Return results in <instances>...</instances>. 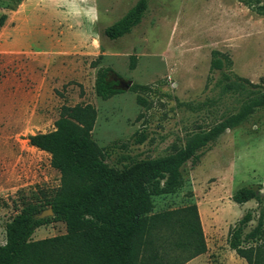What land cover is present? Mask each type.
<instances>
[{
    "label": "rangeland",
    "instance_id": "1",
    "mask_svg": "<svg viewBox=\"0 0 264 264\" xmlns=\"http://www.w3.org/2000/svg\"><path fill=\"white\" fill-rule=\"evenodd\" d=\"M137 1L0 0V15L8 16L0 30V244L6 224L24 209L51 208L61 174L28 137L53 130L63 105L97 108L93 138L107 162L121 168L167 155L193 132L236 113L248 93L223 92L224 73L264 86V14L258 9L264 0H149L141 23L110 39L105 28ZM214 50L232 63L212 70ZM100 67L112 69L116 86L121 78L148 89L130 87L103 99L96 92ZM141 133L147 138L138 143ZM182 171L185 186L157 197L155 210L195 201L212 243L209 262L248 264L230 248L229 230L251 211L249 232L259 206L256 200L238 204L232 195L243 186L264 194V107L227 129ZM51 217L33 239L66 232L65 223Z\"/></svg>",
    "mask_w": 264,
    "mask_h": 264
},
{
    "label": "trees",
    "instance_id": "2",
    "mask_svg": "<svg viewBox=\"0 0 264 264\" xmlns=\"http://www.w3.org/2000/svg\"><path fill=\"white\" fill-rule=\"evenodd\" d=\"M21 0H17L19 4ZM149 0H138L125 15L105 28L110 39L130 33L141 23ZM264 14V4H258ZM7 14L0 15V30ZM212 52L211 69L222 70L232 63L229 56ZM135 67V57L131 65ZM109 67H100L96 92L103 99L123 92L109 79ZM223 92L247 91L236 113L210 128L193 132L183 146L167 155L132 161L118 168L93 138L97 108L90 103L63 105L53 130L30 135V144L51 155V164L61 174V183L51 202L54 219L66 225V232L33 239L35 229L50 218H38L42 211L26 208L5 226V243L0 244V264H185L208 249L198 204L155 210L156 198L185 186L182 167L200 160L204 149L227 129L243 123L257 108L264 107V86L242 76L224 73ZM249 87L260 88L250 90ZM144 92L148 85L133 84ZM139 103L145 99L139 94ZM141 133L138 143L146 140ZM191 196V194H190ZM238 204L256 200L257 224L248 211L229 230V245L248 264H264V194L243 186L233 195Z\"/></svg>",
    "mask_w": 264,
    "mask_h": 264
},
{
    "label": "crops",
    "instance_id": "3",
    "mask_svg": "<svg viewBox=\"0 0 264 264\" xmlns=\"http://www.w3.org/2000/svg\"><path fill=\"white\" fill-rule=\"evenodd\" d=\"M69 7H71L69 5ZM29 15L30 16H34L33 13L29 12ZM44 19H49V15H44ZM200 212V210H199ZM200 216H201V213H200ZM201 220H202V225H203V229H204V232H205V235H206V230H205V227H204V222H203V218L201 216ZM206 240H207V246H208V249L205 253L193 258L192 260L186 262L185 264H211L208 260V254H209V250H210V246L212 245V243L210 242V239L207 237L206 235ZM212 241L216 242V239L213 238Z\"/></svg>",
    "mask_w": 264,
    "mask_h": 264
},
{
    "label": "water",
    "instance_id": "4",
    "mask_svg": "<svg viewBox=\"0 0 264 264\" xmlns=\"http://www.w3.org/2000/svg\"><path fill=\"white\" fill-rule=\"evenodd\" d=\"M131 86H132V82L126 81V80H123L120 78L119 83L116 87L119 89L128 90ZM50 215H53V209L52 208L43 210L41 213H39L37 215V217L38 218H45V217L50 216Z\"/></svg>",
    "mask_w": 264,
    "mask_h": 264
},
{
    "label": "clouds",
    "instance_id": "5",
    "mask_svg": "<svg viewBox=\"0 0 264 264\" xmlns=\"http://www.w3.org/2000/svg\"><path fill=\"white\" fill-rule=\"evenodd\" d=\"M93 10H94V8H93Z\"/></svg>",
    "mask_w": 264,
    "mask_h": 264
}]
</instances>
